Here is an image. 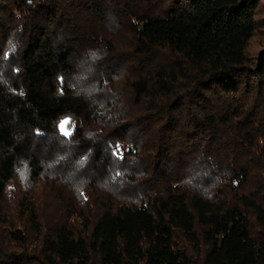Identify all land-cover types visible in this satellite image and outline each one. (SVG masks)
Segmentation results:
<instances>
[{
	"label": "trees",
	"instance_id": "obj_1",
	"mask_svg": "<svg viewBox=\"0 0 264 264\" xmlns=\"http://www.w3.org/2000/svg\"><path fill=\"white\" fill-rule=\"evenodd\" d=\"M261 47L262 0H0V264H264Z\"/></svg>",
	"mask_w": 264,
	"mask_h": 264
},
{
	"label": "rangeland",
	"instance_id": "obj_2",
	"mask_svg": "<svg viewBox=\"0 0 264 264\" xmlns=\"http://www.w3.org/2000/svg\"><path fill=\"white\" fill-rule=\"evenodd\" d=\"M262 2L264 3V0H262ZM264 48V47H261ZM74 129V122L71 118H64L62 120L59 121L58 123V130L60 132L61 135L68 137L72 134ZM127 147H117L116 148V153L117 155H121L124 151H126Z\"/></svg>",
	"mask_w": 264,
	"mask_h": 264
}]
</instances>
